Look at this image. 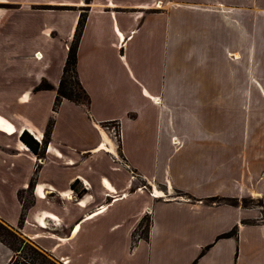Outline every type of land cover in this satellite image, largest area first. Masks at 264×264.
Masks as SVG:
<instances>
[{"label":"crops","instance_id":"1","mask_svg":"<svg viewBox=\"0 0 264 264\" xmlns=\"http://www.w3.org/2000/svg\"><path fill=\"white\" fill-rule=\"evenodd\" d=\"M82 14L90 100L53 107ZM0 116L40 142L0 131V221L54 263L264 264V0H0Z\"/></svg>","mask_w":264,"mask_h":264},{"label":"rangeland","instance_id":"2","mask_svg":"<svg viewBox=\"0 0 264 264\" xmlns=\"http://www.w3.org/2000/svg\"><path fill=\"white\" fill-rule=\"evenodd\" d=\"M70 75H72V72H68V74H66L65 79L67 81V84H69L70 81L74 82V78L72 79V77H70ZM73 90H74V92H76L75 86L73 87ZM111 126H114L116 128V130L119 132L120 138H121V132H120V129H119V126L117 125V123L111 122ZM21 129H22V131L26 129L25 131L27 133H29L30 135L33 133L36 134L37 135L36 137L39 140V134L34 132L32 128H30V127L28 128L26 126L18 127L17 130H15L12 134H9V135H12L11 137H15L19 134ZM19 136H20V134H19ZM31 137H32V135H31ZM120 138H119V141H120ZM176 144H178V142ZM118 146H119V143H118ZM19 147H21L24 150H26V149L28 150V147L23 142H21V140L19 142ZM115 152L117 153V150ZM116 155L117 156L115 159L120 160L118 153ZM191 157H192V155H190V154H188V155H185L184 153H178L177 155L175 154L171 158V165H172V169L174 172L173 175L177 174V173H175V171L177 172V170H180L183 167L189 166V163H190L189 159H191ZM137 189L139 190L140 187H138ZM107 193L111 194V195H115L114 194L115 190L112 192L107 191ZM23 198L25 201L19 205L20 212H21L20 219L22 218V222H23L24 210L29 205H32L29 197H27L25 195V196H23ZM233 201L236 202V200H233ZM242 203L244 205L250 204L252 206H256L258 204L257 207L259 209L263 210V207L261 206V204L258 203V201L247 202V200L245 199L242 201ZM0 224H2L1 221H0ZM147 224H148L147 219H144L141 222V224L137 227V229L135 230L133 235H137L138 233H140V235H143L144 231H145V227ZM18 225L20 226L21 222H20V224L18 222ZM2 226H4V225L2 224ZM6 230H2V228L0 227V240L2 241L1 243L6 247H8V246L9 247H16L17 250L13 251L12 249H10L13 252L11 261H4L8 257V254H6L5 250L0 247V264H56L53 262V260L49 256L41 253L40 251H38L36 249L35 246H33L31 243L27 242L25 239L21 238L19 236V234L13 232L9 228H6ZM8 231L13 233L14 235L13 236L10 235Z\"/></svg>","mask_w":264,"mask_h":264},{"label":"trees","instance_id":"3","mask_svg":"<svg viewBox=\"0 0 264 264\" xmlns=\"http://www.w3.org/2000/svg\"><path fill=\"white\" fill-rule=\"evenodd\" d=\"M84 16L85 15L82 14L79 17L77 27H76V32L74 33L73 41H72V43L69 46V49L67 51L64 67L62 68V76H61V79L59 81V85H57L55 88V102H53V107H55L56 104H58V102H60L61 99H68L70 101H73L74 104H82L85 106L89 103V100H90L89 96L84 91V89L80 86V83L78 82V80L76 78L75 69H74L75 68V62H76L75 51H76V46H77V40H78V35L81 33V28H82ZM68 72H72V75H70V77H72V79L74 78V82L70 81L69 84H67V81L65 79L66 74H68ZM74 86L76 88V92H74V90H73ZM34 88L40 89V90H48V89H52V86L50 83L43 80V81H41V83L37 84ZM48 133H49V124H48V129H47V134ZM18 137L21 140V142H23L28 147V149L32 150L35 153L38 152L39 145H38L37 141L31 137V135L29 133H27L24 130L22 132V134H20V136H18ZM42 144L44 146L45 141ZM73 185L74 184H72V186ZM210 200L217 201V202L223 201V202H227L228 204H234L235 203L233 200H230L227 198H221V199L211 198ZM20 222H22V218L19 220V224H20ZM1 223H2V221H1ZM0 227L2 228V230H6V228H8L5 225L2 226V224H0ZM9 234L12 236L14 235L11 232H9ZM9 248L12 249L13 251L17 250L16 247H9ZM11 259H12V257L10 258L9 261H11Z\"/></svg>","mask_w":264,"mask_h":264},{"label":"bare ground","instance_id":"4","mask_svg":"<svg viewBox=\"0 0 264 264\" xmlns=\"http://www.w3.org/2000/svg\"><path fill=\"white\" fill-rule=\"evenodd\" d=\"M37 54V58H39L40 56V54H38V53H36ZM36 58V57H35ZM102 129V128H101ZM0 131H3L4 133H8V134H10V133H12L13 132V128L11 127V125H10V123H8L7 121H5L1 116H0ZM22 132L23 131H21V133L20 134H22ZM106 132V131H105ZM104 133V132H103ZM107 135V134H106ZM107 137H105L104 138V140L101 142V144H99L98 146V149H101V150H105V151H107V153H114V154H116V150L114 149V145L112 144V142H109L108 141V139H106ZM105 140H107L108 141V143L109 144H107V145H110V147H107V145L104 143V141ZM106 148V149H105ZM104 180V183L106 184V187L108 188V192H112V191H114L115 190V188L109 183V182H107V180L104 178L103 179ZM155 188V187H154ZM38 191V195H39V197H44V195H45V193L43 192V191H41L40 189H38L37 190ZM162 192V191H161ZM161 192H159L156 188L154 189V191H152V193H151V195L153 196V197H158V198H160V197H164L163 195H162V193ZM113 197H115V195L113 196ZM70 198V197H69ZM117 198V197H116ZM116 198H114V199H116ZM111 203V202H110ZM93 215H94V213H93ZM92 215V216H93ZM44 216H46V217H54V215L53 214H51V213H45L44 214ZM90 217H91V215H89ZM55 218V217H54ZM43 223H44V221H41V223L39 222V224L41 225H43Z\"/></svg>","mask_w":264,"mask_h":264},{"label":"built area","instance_id":"5","mask_svg":"<svg viewBox=\"0 0 264 264\" xmlns=\"http://www.w3.org/2000/svg\"><path fill=\"white\" fill-rule=\"evenodd\" d=\"M103 129L108 133V136L110 137V141L112 142V144L114 145V149L117 150L118 149V143H119V138H120V134L119 132L116 130V128L114 126H111V123H106L104 126H103ZM37 142L38 144H40L39 140L37 139V137H33ZM171 142L173 144H176L177 143V138L176 137H172V140ZM106 149V148H105ZM114 158H116V154L112 153ZM63 262H67V260H62Z\"/></svg>","mask_w":264,"mask_h":264}]
</instances>
